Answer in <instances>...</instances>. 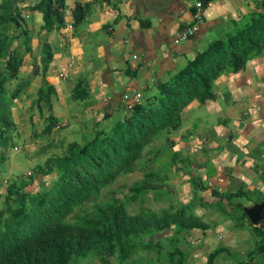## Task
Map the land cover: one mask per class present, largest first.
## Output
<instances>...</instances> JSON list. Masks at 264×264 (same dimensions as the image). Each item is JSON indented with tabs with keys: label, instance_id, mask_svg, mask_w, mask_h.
<instances>
[{
	"label": "trees",
	"instance_id": "obj_1",
	"mask_svg": "<svg viewBox=\"0 0 264 264\" xmlns=\"http://www.w3.org/2000/svg\"><path fill=\"white\" fill-rule=\"evenodd\" d=\"M14 4L15 0L0 2V164L4 161L1 149L17 134L12 107L23 89L20 84L13 88L8 85L21 64V56L16 54L20 40L13 46L15 36L10 33L12 23L23 26ZM63 7L64 0H39L31 8L42 12V29L48 32L63 24ZM86 13L87 7L77 4L75 22L82 21ZM21 34V42L29 50L30 35L25 26ZM261 50L264 0L257 2L246 25L227 38L211 42L168 82L159 83L155 93L127 105L122 116L97 128L92 136L82 134L83 141L61 145L62 152L51 153L36 164L27 180H9L0 205V264H72L91 252L100 264H154L156 259L148 253L151 250L168 264H184L187 252L179 244L186 241L187 232L209 226L196 213L197 205L219 211L237 227L250 225L259 239L248 251L249 258L252 264L256 255L264 258V222L250 223L243 204L237 200L242 191L220 192L191 175L193 199L183 203L174 195L175 186L170 182V175L187 165V157L173 149L184 107L195 98L200 102L213 99L212 83L220 71L225 66L232 71L241 69ZM50 59V46L44 43V69ZM80 89L79 84L75 95ZM37 93L42 113L40 103L49 102L51 89L43 86ZM47 106L42 132L48 135L57 126V119L51 105ZM156 140L164 144L153 148ZM48 147L51 143L44 150ZM138 168L143 176L128 190L123 185L110 187ZM47 176V185L42 182L35 190L27 188L34 180ZM160 191L175 196L160 210L142 203L134 213L127 209V201L143 202L148 193ZM205 191L209 193L206 200L202 195ZM166 230H171L169 236H164L170 246L159 242L158 235ZM223 251L227 250L221 245L209 252L205 264H213Z\"/></svg>",
	"mask_w": 264,
	"mask_h": 264
},
{
	"label": "crops",
	"instance_id": "obj_2",
	"mask_svg": "<svg viewBox=\"0 0 264 264\" xmlns=\"http://www.w3.org/2000/svg\"><path fill=\"white\" fill-rule=\"evenodd\" d=\"M38 1L15 0L14 4L30 35V48L25 50L21 42L23 26L12 23L13 46L20 40L16 54L21 64L8 85L23 86L13 109L37 124L45 122L50 104L57 119L55 128L92 134L122 116L134 96L139 94L141 101L152 95L159 83L168 82L211 42L246 25L260 0H200V28L178 43L174 38L179 29L193 22L197 0H64L63 24L48 32L42 29V12L31 8ZM77 4L87 7L80 22L73 15ZM44 43L51 51L45 69ZM79 84L77 96L74 91ZM47 85L51 95L49 102L40 103L41 113L37 92ZM212 90L213 99L200 102L195 98L182 111L173 149L187 157L189 169L172 173L170 180H180L188 190L180 191L184 192H179L180 198L175 196L183 203L193 199L190 176L195 175L217 191H242L237 200L250 216H262L264 222V50L237 71L225 66L213 80ZM68 137L60 148L75 140L71 133ZM202 195L205 200L209 197L208 191ZM195 211L209 226L194 228L191 237L202 240L207 230H217L240 239V246L248 236L245 232L250 225L237 227L211 207L197 205ZM206 211L220 220L211 221ZM231 242H220L229 255V249H236ZM248 251L246 260L230 256L229 264H252Z\"/></svg>",
	"mask_w": 264,
	"mask_h": 264
},
{
	"label": "rangeland",
	"instance_id": "obj_3",
	"mask_svg": "<svg viewBox=\"0 0 264 264\" xmlns=\"http://www.w3.org/2000/svg\"><path fill=\"white\" fill-rule=\"evenodd\" d=\"M13 109V107H12ZM15 111V134L13 136L12 141H8V144L5 148L1 149V152H3L4 161L0 164V205L3 202L4 192L6 189V186L8 184V181L11 179L19 180L20 178L27 180L29 175L33 174V169L36 164L42 163L48 155L51 153H61L62 148H60L61 141L66 140L68 141L69 133L71 135H74V139L78 141H83L84 136L81 133L78 132H71L66 129H59L55 128L52 133L50 134H41V129L43 128L44 123L41 121H38L39 117L38 115L35 117L38 121L37 124H32V121H30V118L23 117V114L17 115V111ZM13 113V111H12ZM69 131V133H68ZM64 133H67L65 135ZM64 134V135H62ZM40 136V137H39ZM91 134H86L85 137H90ZM48 143H51V147H48L47 150H42V147H47ZM164 144L160 140H156L152 147L155 148L156 145ZM64 146V145H63ZM31 149V152L29 150ZM185 169H189L187 166ZM143 176V170L138 168L137 170L133 171L132 173L121 176L118 178V180L111 185V188H116L118 185H123L125 190H128V188L132 185L134 181L140 180ZM50 176H47L46 178L41 177L36 180H34L30 185H28V189L35 190L38 188V185H40L42 182L47 185L48 179ZM172 177V175H170ZM183 181H186L183 179ZM191 181V180H190ZM171 184L175 185V193L174 195H177L179 197L180 191H187V184L184 187H181V181L180 180H171ZM183 184V183H182ZM180 192V193H179ZM202 193V192H201ZM200 193V194H201ZM119 194V193H118ZM164 194L162 191L157 193H148L144 197L143 202L139 201H127L126 206L127 209L130 212H136L138 211L141 203L152 207L155 210H160L161 208L165 207L169 200L172 199L173 196H168L167 194ZM121 195V193L119 194ZM181 197H184V194L181 195ZM180 198V197H179ZM183 200V199H181ZM217 211V210H216ZM200 212L203 213V210ZM207 217L211 221H218L220 219L215 217L214 212H208L206 211ZM219 212V211H218ZM199 213V212H198ZM220 213V212H219ZM217 213V214H219ZM221 214V213H220ZM220 214L218 217H220ZM223 215V214H222ZM224 216V215H223ZM212 224V223H210ZM209 225V224H208ZM193 231L187 232L186 235V241H183L179 244V247L184 249L187 252V259L185 260L184 264H205L207 261L208 253L211 252L216 246H220L222 243L232 241V247L236 249H229L231 252L230 255L223 251L220 254H218L213 262V264H229V258L230 256L237 257L240 259L246 260L247 256L246 253L248 249H253L256 246V242L259 239V236L254 232L251 226H249V230H246V234L248 235L247 238L241 243L240 239H233L232 235L230 233H227L226 236L223 232H218L215 230V232L211 230H207L206 235L200 238H194L191 237ZM171 230H166L163 234L158 235V238L160 239L159 242L163 243L166 246H170V242H165L164 240L165 235H170ZM211 235V236H209ZM246 236V235H245ZM244 236V237H245ZM157 238V240H158ZM201 241V242H200ZM203 241V242H202ZM239 246V248H238ZM153 258H155L154 264H168L166 261H162V259H158V253L154 250H151L148 252ZM230 260H232L230 258ZM264 258L261 254H258L254 258V264H263ZM72 264H100L98 257L93 253H89L87 256L84 257H78L75 262ZM152 264V263H151Z\"/></svg>",
	"mask_w": 264,
	"mask_h": 264
},
{
	"label": "built area",
	"instance_id": "obj_4",
	"mask_svg": "<svg viewBox=\"0 0 264 264\" xmlns=\"http://www.w3.org/2000/svg\"><path fill=\"white\" fill-rule=\"evenodd\" d=\"M25 17H28L27 15ZM203 8H202V2L200 0H197L196 2V10L193 13V22L182 27L178 30V33L176 34L174 38V42L178 43L181 41H185L188 38H190L192 35H194L198 29L200 28V25L203 21ZM134 58L137 57V55H133ZM139 96V94H137ZM128 97V96H125ZM138 97H135L134 101H137Z\"/></svg>",
	"mask_w": 264,
	"mask_h": 264
},
{
	"label": "water",
	"instance_id": "obj_5",
	"mask_svg": "<svg viewBox=\"0 0 264 264\" xmlns=\"http://www.w3.org/2000/svg\"><path fill=\"white\" fill-rule=\"evenodd\" d=\"M250 218V220L254 223V224H258V222L260 221L261 218H263L262 216H257V217H253L252 215L250 216L248 212H246Z\"/></svg>",
	"mask_w": 264,
	"mask_h": 264
},
{
	"label": "clouds",
	"instance_id": "obj_6",
	"mask_svg": "<svg viewBox=\"0 0 264 264\" xmlns=\"http://www.w3.org/2000/svg\"><path fill=\"white\" fill-rule=\"evenodd\" d=\"M135 97H138V100H137V101H134ZM140 97H141V96H137V95L134 96V97H133V101H132L130 104H133V103L139 102V101H140ZM260 221H261V220H260ZM260 221H259V222H260ZM259 222H258V223H259ZM253 225H256V224L253 223Z\"/></svg>",
	"mask_w": 264,
	"mask_h": 264
}]
</instances>
